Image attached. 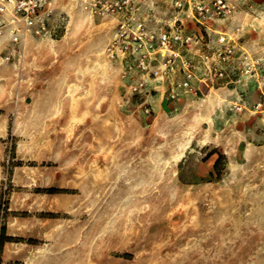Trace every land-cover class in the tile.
<instances>
[{
    "label": "rangeland",
    "instance_id": "374dc122",
    "mask_svg": "<svg viewBox=\"0 0 264 264\" xmlns=\"http://www.w3.org/2000/svg\"><path fill=\"white\" fill-rule=\"evenodd\" d=\"M231 3L182 45L206 82L181 89L185 66L110 56L118 18L81 0H53L45 35L3 34L0 226L22 235L0 264H264V0ZM220 32L232 55L205 59ZM167 70L185 74L162 96Z\"/></svg>",
    "mask_w": 264,
    "mask_h": 264
},
{
    "label": "built area",
    "instance_id": "2783aa9c",
    "mask_svg": "<svg viewBox=\"0 0 264 264\" xmlns=\"http://www.w3.org/2000/svg\"><path fill=\"white\" fill-rule=\"evenodd\" d=\"M132 0H81L83 7L92 14L117 16L126 13L118 19L117 30L107 46V53L110 56L125 55L130 49L138 52V65L142 69L149 67V60L154 53L159 54L167 67L173 68L174 58L177 53L173 49L174 42L186 45L203 38L202 31L214 28V24L226 18L233 5L231 0H174L177 8L190 7L194 19L200 28L198 34H184L181 26H176L171 31L149 30L143 20L137 19L132 11H129ZM53 0H0V36L5 33L11 35V39L18 43L28 35H45L50 32L49 20L52 14ZM220 47H217L212 54H205V59H217L218 62L229 60L233 52V45L228 37L220 32L218 37ZM211 56V57H210ZM186 67L184 80L178 83L179 86H189L191 71L188 59L183 60ZM218 77H226L223 69L215 73ZM142 85V83L140 84ZM137 86H135L136 88Z\"/></svg>",
    "mask_w": 264,
    "mask_h": 264
},
{
    "label": "crops",
    "instance_id": "0c3cea01",
    "mask_svg": "<svg viewBox=\"0 0 264 264\" xmlns=\"http://www.w3.org/2000/svg\"><path fill=\"white\" fill-rule=\"evenodd\" d=\"M133 7H137V9L135 10ZM129 8V11H132L133 8L134 14L136 15L137 19L143 20L146 24V28L149 30H166L172 32L176 26H181V32H183L184 34L200 33V28L196 20L194 19L192 9L187 6H185L184 8H177L174 5V0H132ZM56 12L57 10L56 8H54L49 20L50 30L53 29L51 20L53 19V16L56 14ZM126 13L118 14L116 18L121 19L125 16ZM216 23H218L217 25L219 27V22L217 21ZM210 31L211 33L213 32V36H216L215 31H219V29L215 27L208 30L207 32L209 33ZM4 37L5 35L0 36V41ZM173 49L177 53V56H175L174 58V62H176L177 64L174 63L173 65L176 64L178 70H180V67L184 66V59H193V57H195L192 52H188V49L183 48L181 43L178 41L174 42ZM157 57V59H163L159 54H157ZM164 73L165 75L166 73L168 75L164 77L161 71L158 72L155 77L151 78L152 85L156 86V88L158 89V94L162 96L168 90L171 85L170 83L174 79L178 81L182 80L185 74V72L182 73L180 71L173 73L171 72V70H167ZM203 82H206V78H198L197 74L190 80L192 86L202 85ZM179 88L181 89L187 87L180 86ZM11 224L12 221L8 220L6 223V233L10 236L22 235L21 233L13 230ZM11 244H14V241H5L3 248H6Z\"/></svg>",
    "mask_w": 264,
    "mask_h": 264
},
{
    "label": "trees",
    "instance_id": "16d2710c",
    "mask_svg": "<svg viewBox=\"0 0 264 264\" xmlns=\"http://www.w3.org/2000/svg\"><path fill=\"white\" fill-rule=\"evenodd\" d=\"M221 157H222V155H218L217 158L214 160L213 168H217L218 167V164H219V162L221 160ZM45 191L53 193V192L63 191V190H58V189H56L54 187H50V188H47ZM1 209H3L5 211V213H6V211H7L6 206L5 205L2 206V203L0 202V210ZM14 239L15 238L13 236H10V235H8L6 233V223L1 224V226H0V248H2V246H3L5 241H10V240H14Z\"/></svg>",
    "mask_w": 264,
    "mask_h": 264
}]
</instances>
